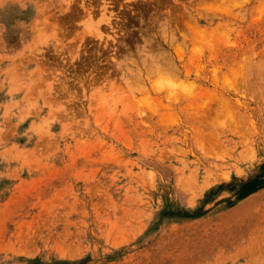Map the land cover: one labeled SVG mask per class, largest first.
Instances as JSON below:
<instances>
[{
  "label": "rangeland",
  "instance_id": "1",
  "mask_svg": "<svg viewBox=\"0 0 264 264\" xmlns=\"http://www.w3.org/2000/svg\"><path fill=\"white\" fill-rule=\"evenodd\" d=\"M0 264H264V0H0Z\"/></svg>",
  "mask_w": 264,
  "mask_h": 264
},
{
  "label": "bare ground",
  "instance_id": "2",
  "mask_svg": "<svg viewBox=\"0 0 264 264\" xmlns=\"http://www.w3.org/2000/svg\"><path fill=\"white\" fill-rule=\"evenodd\" d=\"M87 13V12H86ZM171 22V21H170ZM159 25V24H158ZM171 27V26H170ZM213 30V29H212ZM163 32V31H162ZM213 33H215V32H213ZM143 49V48H142ZM149 49V48H148ZM145 50V49H144ZM142 53H144V52H142ZM152 53V52H151ZM140 54V53H139ZM147 54V53H146ZM164 56V55H163ZM153 57V56H152ZM152 57H150L149 56V58H152ZM156 58V57H155ZM157 59V58H156ZM155 61V60H154ZM154 61H152V62H154ZM157 61H158V59H157ZM156 62V61H155ZM154 62V63H155ZM155 65V64H154ZM160 66V65H159ZM158 67V66H157ZM128 70V69H127ZM161 73H162V71L161 70H159ZM148 74V73H147ZM135 75V74H134ZM165 80V79H164ZM263 83V82H262ZM209 93V92H208ZM208 109V108H207ZM205 111V110H204Z\"/></svg>",
  "mask_w": 264,
  "mask_h": 264
}]
</instances>
